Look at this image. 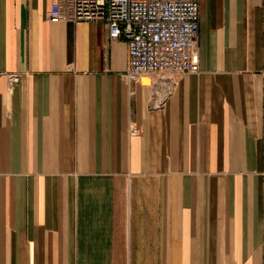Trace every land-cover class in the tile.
<instances>
[{
  "label": "crops",
  "instance_id": "1",
  "mask_svg": "<svg viewBox=\"0 0 264 264\" xmlns=\"http://www.w3.org/2000/svg\"><path fill=\"white\" fill-rule=\"evenodd\" d=\"M55 1L0 0V264H264V0H200L160 109Z\"/></svg>",
  "mask_w": 264,
  "mask_h": 264
},
{
  "label": "built area",
  "instance_id": "2",
  "mask_svg": "<svg viewBox=\"0 0 264 264\" xmlns=\"http://www.w3.org/2000/svg\"><path fill=\"white\" fill-rule=\"evenodd\" d=\"M51 23L101 22L110 41L128 46L125 79L149 78L151 108L165 106L181 76L200 71V0H56ZM13 86L20 74H10ZM141 130L134 128L133 134Z\"/></svg>",
  "mask_w": 264,
  "mask_h": 264
}]
</instances>
